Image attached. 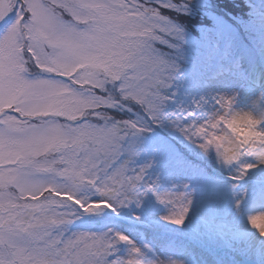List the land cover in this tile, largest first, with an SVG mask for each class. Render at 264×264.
<instances>
[{
  "label": "snow or ice",
  "instance_id": "6c2138e0",
  "mask_svg": "<svg viewBox=\"0 0 264 264\" xmlns=\"http://www.w3.org/2000/svg\"><path fill=\"white\" fill-rule=\"evenodd\" d=\"M250 7L0 0V264H193L138 228L184 225L225 186L240 258L217 264H264V0ZM221 43L231 62L209 89L189 69ZM177 173L191 184L161 218Z\"/></svg>",
  "mask_w": 264,
  "mask_h": 264
},
{
  "label": "rangeland",
  "instance_id": "374dc122",
  "mask_svg": "<svg viewBox=\"0 0 264 264\" xmlns=\"http://www.w3.org/2000/svg\"><path fill=\"white\" fill-rule=\"evenodd\" d=\"M250 6L252 3H259L260 0H245ZM251 10L249 11V13ZM249 18V14L246 17ZM246 19V20H247ZM230 57L225 50V45L221 43L219 48H210L203 51L197 50L194 54V63L190 66V71L197 77L198 80H202L206 86L211 89L212 87L219 88V85L212 84V81L220 79L227 75V68L230 64ZM211 106V105H209ZM226 176H230L231 173L224 170ZM237 185L243 183L242 181L234 182ZM191 184L190 180L185 179L182 175L177 173L170 183L165 187L162 195L170 197L173 201L172 204L159 205V216L162 218L164 215L170 214L173 211L179 212L181 207V198L185 194L184 185ZM250 189H240V194L245 195ZM200 194L197 193L194 199H199ZM229 196L233 199L236 196L235 192H232L229 188L221 187L218 191L212 194H205L200 206L199 214L193 219V212L190 211L188 218L185 220L184 225H173L168 221L154 218V223L146 227H139V238L145 239L147 234L152 236L151 240L156 242L166 241L173 242V240L182 241L191 248L198 247L200 243H207L210 246V250H217L221 254H227L228 256V243L224 239V233H226L230 227L227 220L218 219L219 213L217 207L227 203ZM191 221V222H190ZM170 234H173L171 236ZM177 235V236H176ZM193 246V247H192ZM164 249H167L166 246ZM208 250V249H207ZM186 252V250H184ZM164 253L169 256L181 257V253H176L172 250H164ZM176 253V254H175ZM230 253V252H229ZM232 254V253H231ZM223 256L225 262L231 261ZM202 258V257H201ZM193 259V258H192ZM196 259V258H195ZM194 259V260H195ZM192 261V260H191ZM212 264V262H209Z\"/></svg>",
  "mask_w": 264,
  "mask_h": 264
},
{
  "label": "bare ground",
  "instance_id": "6f19581e",
  "mask_svg": "<svg viewBox=\"0 0 264 264\" xmlns=\"http://www.w3.org/2000/svg\"><path fill=\"white\" fill-rule=\"evenodd\" d=\"M224 77L217 79L215 81H212V84L219 85L220 81L224 79ZM244 110L247 111V109H244ZM170 235L173 236V234H170ZM145 236L148 241H151L152 243H154L155 246L159 249V252L157 254L160 256V259H164L166 256H169L164 253V250H169V251L172 250V251H175L176 253L179 252L181 254L179 253L178 254L181 255V257H177V256L176 257L171 256V257L174 259H185V260H190V261L192 260L193 264H211L209 262H212V264H217V261H220L221 258L223 259V256H227L226 253L221 254L217 250L215 249L213 250V248L212 250L209 251L210 246L206 242L202 244L200 243V245L198 244V247L194 246V248H191L187 244L182 243V241H179L176 239L173 240V242H169V240H166V241L161 240L158 243V241L154 242L151 240L152 236L150 237L147 234H145ZM165 246L167 249H164ZM184 250H186V252ZM228 251L230 252V253L228 252V256H227L228 259L233 260V259L240 258L239 254H237L230 246H228ZM248 258H251V257H248Z\"/></svg>",
  "mask_w": 264,
  "mask_h": 264
},
{
  "label": "trees",
  "instance_id": "16d2710c",
  "mask_svg": "<svg viewBox=\"0 0 264 264\" xmlns=\"http://www.w3.org/2000/svg\"><path fill=\"white\" fill-rule=\"evenodd\" d=\"M207 2L211 5L217 6L220 11H226L231 17H236L241 20H246V17L251 10V7L248 6L245 0H207ZM190 19L203 21L207 19V17L200 14ZM185 22L187 23L188 21Z\"/></svg>",
  "mask_w": 264,
  "mask_h": 264
}]
</instances>
